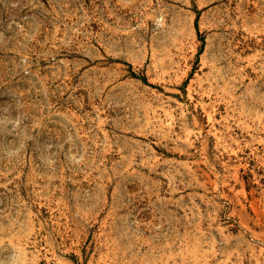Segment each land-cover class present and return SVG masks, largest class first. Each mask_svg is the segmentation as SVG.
<instances>
[{
    "label": "rangeland",
    "instance_id": "rangeland-1",
    "mask_svg": "<svg viewBox=\"0 0 264 264\" xmlns=\"http://www.w3.org/2000/svg\"><path fill=\"white\" fill-rule=\"evenodd\" d=\"M0 264H264V0H0Z\"/></svg>",
    "mask_w": 264,
    "mask_h": 264
}]
</instances>
